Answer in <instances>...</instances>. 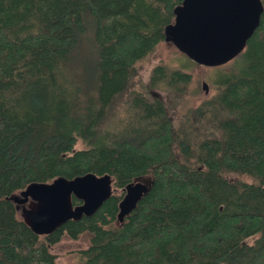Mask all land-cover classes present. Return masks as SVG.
Masks as SVG:
<instances>
[{
  "label": "trees",
  "instance_id": "trees-1",
  "mask_svg": "<svg viewBox=\"0 0 264 264\" xmlns=\"http://www.w3.org/2000/svg\"><path fill=\"white\" fill-rule=\"evenodd\" d=\"M181 2L0 0V264H58L51 248L83 233L70 264H264V0L244 49L176 123L148 89L184 93L191 74L165 63L107 122ZM86 173L108 174L110 197L35 234L11 196ZM138 179L148 190L119 222Z\"/></svg>",
  "mask_w": 264,
  "mask_h": 264
},
{
  "label": "water",
  "instance_id": "water-1",
  "mask_svg": "<svg viewBox=\"0 0 264 264\" xmlns=\"http://www.w3.org/2000/svg\"><path fill=\"white\" fill-rule=\"evenodd\" d=\"M262 0H182L173 9L174 20L163 28V41L193 63L221 66L244 49L260 23ZM202 88L208 91L203 81ZM108 174L86 173L50 183L33 182L11 196L20 216L37 235H47L69 219L91 216L112 193ZM148 190V180L127 184L118 204L119 222ZM72 196L81 203L73 204Z\"/></svg>",
  "mask_w": 264,
  "mask_h": 264
},
{
  "label": "rangeland",
  "instance_id": "rangeland-1",
  "mask_svg": "<svg viewBox=\"0 0 264 264\" xmlns=\"http://www.w3.org/2000/svg\"><path fill=\"white\" fill-rule=\"evenodd\" d=\"M187 59L188 58L178 52L172 44L165 42L160 43L149 55L136 63V76L131 81L130 87L114 101L107 122L111 121L110 119L112 115L116 114V111L123 108L125 102L131 97L132 90L140 88L142 84L146 88L149 87L150 75L153 67L156 64L165 63L172 67L179 66L191 74V82L184 93L169 90L159 83L151 87V89H148L149 95L159 98L164 102L172 122L176 123L183 109L189 103L197 102L211 92L212 82L218 70L217 67H205L193 62L190 63ZM203 81L208 84L207 92L202 88ZM88 244L89 236L87 233L81 234L77 239L63 236L62 239L51 248V252L55 254L58 264H70L72 262L71 252L84 249Z\"/></svg>",
  "mask_w": 264,
  "mask_h": 264
}]
</instances>
